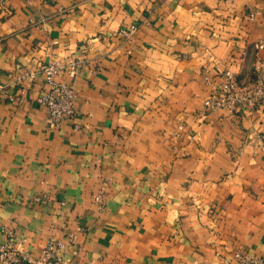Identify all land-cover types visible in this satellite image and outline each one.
Masks as SVG:
<instances>
[{"label":"crops","instance_id":"0c3cea01","mask_svg":"<svg viewBox=\"0 0 264 264\" xmlns=\"http://www.w3.org/2000/svg\"><path fill=\"white\" fill-rule=\"evenodd\" d=\"M260 43L264 0H0V244L40 259L73 235L60 251L79 264L264 258V101L205 103L224 67L264 74ZM75 59L56 77L77 114L51 126L46 75H21Z\"/></svg>","mask_w":264,"mask_h":264},{"label":"built area","instance_id":"2783aa9c","mask_svg":"<svg viewBox=\"0 0 264 264\" xmlns=\"http://www.w3.org/2000/svg\"><path fill=\"white\" fill-rule=\"evenodd\" d=\"M257 46H264L262 43ZM81 69V60H72L69 64L60 62H48L41 64L37 69L29 71L23 75L24 78L33 79L37 73L46 75V88L38 98V101L46 107L47 121L51 126H59L63 120L71 118L77 114L76 98L77 92L73 82L60 80L56 74L62 70H67L74 78ZM259 76L254 82H241L236 72L230 67H224L218 71L217 76V94L216 97L208 98L205 103L209 108H228L236 110H253L264 101V74ZM213 75L210 71L206 73V80L211 82ZM205 113V110H202ZM43 200V197H39ZM76 243L75 237L70 235L69 241L48 239L43 250L42 257L36 259L29 251L24 249L21 242L15 238L9 239L0 244V262L3 264H33L43 262H54L57 264H79L74 261V255L65 251H60L71 244L73 247ZM76 253L77 251L74 250ZM242 264H264V258L247 254L242 251L236 253ZM86 264H100L88 262ZM112 264V263H110Z\"/></svg>","mask_w":264,"mask_h":264}]
</instances>
